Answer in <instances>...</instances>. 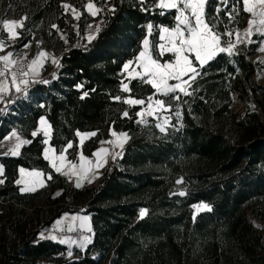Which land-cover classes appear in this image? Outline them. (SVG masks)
I'll list each match as a JSON object with an SVG mask.
<instances>
[{
    "label": "trees",
    "instance_id": "trees-1",
    "mask_svg": "<svg viewBox=\"0 0 264 264\" xmlns=\"http://www.w3.org/2000/svg\"><path fill=\"white\" fill-rule=\"evenodd\" d=\"M88 3L101 9L95 17ZM64 4L79 13L77 20ZM234 4L239 15L233 13L228 21L224 13ZM113 6L115 11H108ZM242 8L237 0H228L227 8L208 0L205 15L218 25L214 31H241L249 17ZM175 15V10L155 7V0L144 5L138 0H76L75 5L0 0V22L27 17L18 29V51L46 43L57 44L63 53L52 75L31 81L28 101L0 127V144L13 130L28 141L18 157L0 154V264H264V234L255 223H264V100L251 80L256 64L244 54H219L198 69L189 96L158 95L145 83L147 77L129 81L123 71L148 37L154 57L172 61L173 55H158V45L162 27L176 26ZM95 24L99 32L89 43L87 30ZM251 49L249 56L257 53L258 44ZM124 84L130 93L123 91ZM129 96L145 104L149 97L162 99L171 105V115L179 114L161 132L152 118L138 122L140 106L125 103ZM14 98L11 93L6 102ZM236 99L243 104L240 112L232 108ZM42 117L52 128L51 146L58 154L66 151L71 162L80 153L92 158L113 132L126 133L129 140L96 185L78 188L45 159L44 137L31 135ZM69 143L72 148H66ZM20 168L52 179L22 193L16 183ZM198 203L211 211L194 216ZM141 209L147 210L143 219ZM78 213L91 217L93 236L84 252L73 251L69 259L67 246L40 234L64 215Z\"/></svg>",
    "mask_w": 264,
    "mask_h": 264
},
{
    "label": "snow or ice",
    "instance_id": "snow-or-ice-1",
    "mask_svg": "<svg viewBox=\"0 0 264 264\" xmlns=\"http://www.w3.org/2000/svg\"><path fill=\"white\" fill-rule=\"evenodd\" d=\"M107 2V0H106ZM147 0H138V3L144 5ZM207 0H155V7L159 9H174L177 13L174 19L177 22L176 26L170 29L169 27H162L159 39L161 41H165L166 43H160L158 45V55L162 56L167 50L174 54L173 61H167L161 63L157 58H153V56L148 54V45L149 39L145 38L143 40V50L138 53V56L135 61H130L123 64L122 68L124 72H128L131 64H136V66L140 69V72L136 73L137 76H140L141 79L143 77H147L148 79L145 83L151 85L153 89H156L158 92H161L163 96H168L170 93H183L185 96L191 95V93L184 87V85H188L191 87L190 81L196 79L200 72L198 69H202L204 65L214 59L219 54H226L227 56L238 55L239 53L236 51L237 45H251L252 43H257L259 46L258 51L264 53V39H258L253 41L251 39L254 31L259 35V37H264V0H237V4H242V11L246 14H249L248 17V26L246 30L241 33L238 29H228L225 28L221 31H214L218 25L214 22H209L208 18L205 15V6ZM218 5L223 4L225 8L228 6V0H217ZM70 6L68 4H64L63 8L68 9ZM101 9H98L94 6L93 3L87 4V11L95 17L97 13ZM144 11H149V9L144 8ZM110 12L115 11V7H110L108 9ZM221 8L218 6L216 9L217 17L219 16V12ZM233 13L239 15V10L234 4L231 9L225 11L224 16L231 21L234 19ZM160 15H164L165 13L161 11ZM72 15L74 17H78V13L75 9L72 11ZM25 17H21L18 21H8L4 20L0 22V41L3 39H12L17 37L18 33L15 31L16 28H22L24 25ZM216 18L214 17L213 20ZM55 28L56 25H53ZM91 27V26H90ZM152 24L149 23L147 26L148 33L151 34ZM4 30H7V37L3 36L2 33ZM96 31L99 32V27L96 28ZM93 39L92 35L87 37L88 42L90 43ZM28 47V45H25ZM4 48V44L0 42V50ZM45 53H40L39 56H45ZM195 61L197 62L195 65L193 61L189 58L193 56ZM12 53H8L0 57V60L4 61V68L7 69L9 64H14L15 62L11 60ZM53 64H57L58 62L55 58L52 59ZM38 66V60L34 59L29 66L31 68L32 82H36L35 76L38 75L36 72V68ZM142 73V75H141ZM5 72L0 70V76H4ZM29 71H26L24 68H20L19 72L12 73V82L15 84V92L20 93L22 90L26 95L27 86L29 84ZM17 76L22 77L17 83ZM188 76V80H184L183 77ZM134 78L131 74H129V81ZM169 80H175L177 83L169 85ZM43 83L47 84L48 81H43ZM23 86V89L22 87ZM82 87V86H81ZM123 91L125 93H130V88L128 84L123 85ZM0 92L7 94V87L5 85H0ZM88 93H83L81 99L87 96ZM173 100H180L179 95H173L171 97ZM114 100H120V97H114ZM149 101L152 100V97L148 98ZM3 100V97L0 96V101ZM130 105H144L145 100L136 99L129 96L124 101ZM156 105L161 109H165L171 111V105H166L165 101L160 99L155 101ZM43 107V105H41ZM149 108H151V104H149ZM143 111L138 112V116H143ZM179 113H177L178 115ZM149 115H152V112L149 111ZM124 117L128 116V112L125 111L123 113ZM141 122V121H138ZM42 126V131L45 137L49 135L50 125L47 124V121L43 118L39 121ZM165 123L167 121L165 120ZM160 128L161 132L165 131V128L160 124L157 125ZM96 133H91V135H95ZM33 137L37 135L36 131L31 133ZM112 135H116L115 132ZM11 137H16L17 143L15 148L11 150V154H17V150L20 148L22 144L28 143L26 140H20L17 136L16 131H12L10 133ZM123 139L126 137H118L117 145L119 146ZM45 143L48 141L45 140ZM72 143L66 145V148H72ZM107 152V149H100L94 155L99 158L101 153ZM45 158H48L47 152H45ZM57 159L60 161V164H57ZM65 157L64 155H60L58 158H53L51 161V167L55 169L56 172H61L63 168V161ZM80 160L83 163L77 165L76 163H72L69 165V171L64 172L65 175H76L77 182L76 187H81L80 179L86 178L90 172L100 166V162L98 160L96 165H92L91 161L85 158L83 155L80 156ZM22 173L21 179L17 180L16 183L18 185H23L20 188L21 192H34L38 187H43L45 185V181L42 178L44 173L40 171H31L25 172L24 169L20 170ZM3 175V168L0 166V176ZM48 180L52 179V175L49 174L47 176ZM181 180H177L176 183H181ZM4 180L0 179V184H3ZM179 195H185V192L180 191ZM200 207L206 208L208 211H211L207 205L198 206V210ZM147 215L146 209H141L139 212V218L143 219ZM84 220L87 217L83 218ZM90 230V229H89ZM68 231H72V228H69ZM41 238H45L44 234H40ZM51 239L55 240V236H51ZM61 242H64L63 240ZM83 247V245H80ZM71 255V252L68 253Z\"/></svg>",
    "mask_w": 264,
    "mask_h": 264
},
{
    "label": "rangeland",
    "instance_id": "rangeland-1",
    "mask_svg": "<svg viewBox=\"0 0 264 264\" xmlns=\"http://www.w3.org/2000/svg\"><path fill=\"white\" fill-rule=\"evenodd\" d=\"M69 4L72 5V2L70 1ZM69 8H71V7H69ZM71 11H73L72 8H71ZM73 18H74V20H77L78 17L73 16ZM6 20L17 21V20H14V16H11V17L7 18ZM97 25L95 24V25H92L91 27L96 29L98 27ZM247 26H248V24H247ZM247 26L244 29H242L240 32L243 33L246 30ZM18 29H20V28L15 29V31L17 33H18ZM5 31L7 32V30H5ZM161 34H162V32L160 30V35ZM7 35H8V33H7ZM60 35H61V37H64L63 33H60ZM18 38H19V34L15 38L3 39L2 41H0L4 44V48L2 50H0V57L7 55L8 53H12L11 60L15 62L16 58L19 56V54L23 55L24 51L25 52L35 51L36 52L35 59L38 60V66L36 68V72L38 73V75L35 76V80H40V79H43L49 75H52L55 71V68L57 67V64L52 63V59L55 58L58 62L59 54L61 53V48L57 44L55 46H50V45H47L46 43H35V44L28 45V47H24L23 49L18 51L16 49V47L18 45L17 44ZM258 38H259V35L257 33H255V31H254L251 39L253 41H256V40H258ZM147 39H149L148 54L153 56V58H155L153 55L152 40L150 37H148ZM160 43H166V42L160 40ZM254 44H257V43H252L251 45H243V44L237 45L236 51L239 53L238 55L244 54V55L248 56V60H250L254 64H256L258 69H257L256 73L253 75V77L251 78V80H252V83L256 87H259L261 89L260 92L262 93V99L264 100V53L259 52L257 49L256 54L249 56L248 53L252 51L251 47ZM35 46H37V48H35ZM259 46L260 45H258V48H259ZM143 48H144V46H143ZM40 53H45L46 55L45 56H39ZM168 55L174 56L173 53L165 50L164 54L160 57L165 59L166 56H168ZM189 58L193 61L194 65L197 63L195 61L194 55L190 56ZM173 60H174V58L172 59V61ZM165 62H167V61H165ZM161 63H164V62H161ZM14 64H9L7 69L13 67ZM0 69H5L4 68V61H2V60H0ZM138 72H140V69L136 66V64H131L129 71L125 72V75L129 76V74H131L134 77V76H137L136 73H138ZM29 73H30L29 76L32 79L31 68L29 69ZM141 75H142V73H141ZM183 79L188 80V76H184ZM193 82H194V80L190 81V84L192 85ZM168 83H169V85H172V84L177 83V81L169 80ZM6 87H7V94L0 92V96L3 97V100L0 101V108H2L8 104L7 102L4 101V97H6V95H9L11 93H14L16 95L12 81H9L8 83H6ZM184 87L187 88V90L189 91L190 87L188 85H184ZM156 92L158 95H162L161 94L162 90H161V92H158L156 90ZM180 94L183 95V93H180ZM156 100H160V99L152 98L151 101H148L144 105H132V106H140L139 112L143 111V113H144L143 116L142 117L139 116V120L141 121L142 124H146L149 121V119L152 118L155 120L156 126L158 124H160L166 130L172 122V117L174 115L177 116L178 112L176 111V112H174L173 115H171L170 111L165 110V109H161L159 106H157L155 103ZM149 104H151V108H149ZM232 108L235 112H240L243 109V104L240 103L239 101H237V99H236V100H234ZM149 111L152 112V115H149ZM165 120L167 121V123H165ZM158 129L160 130L159 127H158ZM115 134H116L115 136L112 135V138L110 140L101 142L98 149L95 151V153H96L97 151H99L100 149L103 148V149H107V152L101 153V156L99 158H97L95 155H93L92 158L85 157L91 161L92 165H96L98 160H99L100 166L97 168H94V170L92 172H90L86 178H81L80 179L81 187H78V188H85L88 186L96 185L97 181L100 179L104 169L106 168V166L108 165L110 160L118 157L121 154L124 146L126 145V143L129 140V136L126 133H120V134L115 133ZM85 135H91V134H85ZM17 136H18V134H17ZM118 137H126V139L122 140V142L120 143L119 146L116 143ZM20 140H21V138H20ZM17 142L18 141H17L16 137H11L10 134L7 135L5 137V139L0 144V154L2 152H5L4 148H8L10 150L14 149ZM81 155L82 154L79 155L77 162H71L68 160V158L66 156H64L65 159L63 161V168H62V171L59 172L64 177H66V179L68 180L70 185H73V186H76V182L78 179L77 176L76 175H65L63 173L69 171V165L70 164L76 163L77 165H79V164L83 163V161L80 160ZM51 161H52V159H51ZM57 164H60L59 160H58ZM45 185H46V183H45ZM21 187H23V185H21ZM22 193H25V192H22ZM200 205H206V204L198 203V204L193 205L192 209H193L194 216H197L198 214H200L202 212L208 211L206 208H203V207H200L198 210V206H200ZM208 208H210V207L208 206ZM255 223L263 230V234H264V223H261L257 220H255ZM54 225L56 228H52L50 231L44 233V237H45L44 239H51L50 238L51 236H55L56 239L55 240L51 239V240L58 242L62 245H65L69 248L71 255L68 254L66 256L67 258H69V259L73 258V255H72L73 251L84 252L86 250V248L88 247V244L90 242V238H88V234L86 232L79 231L80 234L84 237L83 242L79 243L77 241L76 231L75 232L68 231L67 222H65L64 219L57 220ZM62 240L64 242H61ZM80 245H83V247H80ZM43 263H49L50 264V262H41V264H43Z\"/></svg>",
    "mask_w": 264,
    "mask_h": 264
},
{
    "label": "built area",
    "instance_id": "built-area-1",
    "mask_svg": "<svg viewBox=\"0 0 264 264\" xmlns=\"http://www.w3.org/2000/svg\"><path fill=\"white\" fill-rule=\"evenodd\" d=\"M72 2V5H75L76 0H67V2ZM97 34L96 29L94 28H88L87 30V36L92 35L93 37H95ZM78 45H82L84 46V44L79 41L77 43ZM56 45V44H55ZM53 45V46H55ZM35 48H37V46H35ZM35 55L36 52L32 51V52H25L23 55H20L16 58L15 64L13 67L9 68V69H0L3 70L5 72L4 76H0V85H5L6 83H8L9 81H12V73L13 72H19L20 68H24L26 71H29L30 69V65L31 62L35 59ZM63 53L61 52L59 54V58H58V63L60 62V60L62 59ZM22 77L17 76V83H19L20 79ZM29 79V84L27 86V90H26V95L24 93V91L22 90V92L17 93L15 95V98L7 105H5L4 107L0 108V127L2 126V124L6 121V120H10V118L12 117H16L18 115V109L20 107V105L26 101H28L29 98V92H30V83L32 81L31 77H27ZM13 84V82H12ZM14 89H15V84H13ZM23 89V86H21ZM77 234V241L79 243L83 242L84 237L80 234L79 231H76Z\"/></svg>",
    "mask_w": 264,
    "mask_h": 264
},
{
    "label": "crops",
    "instance_id": "crops-1",
    "mask_svg": "<svg viewBox=\"0 0 264 264\" xmlns=\"http://www.w3.org/2000/svg\"><path fill=\"white\" fill-rule=\"evenodd\" d=\"M208 1V0H207ZM206 7V6H205ZM168 10V9H167ZM172 10H174V9H172ZM209 62V61H208ZM207 62V63H208ZM127 78L129 77V76H126ZM140 77L139 76H134V78H132L131 80H133V79H139ZM4 85V84H3ZM7 96L8 95H6V97H4V101L6 102V98H7ZM43 119H45L46 121H47V124L48 125H50V123L48 122V120H47V118L46 117H42ZM40 121V120H39ZM36 132H37V135L38 134H41L43 137H44V141L45 140H47L48 142L47 143H45V149H44V154H45V152H47V154H48V158L46 159L49 163H50V165H51V159H53V158H58L60 155H64V156H66L67 157V155H66V151L65 152H63V153H61V154H58L57 152H56V150H55V148H53L52 146H51V138H52V128H51V125H50V132H49V135L47 136V137H45L44 136V134H43V131H42V126L40 125V123L38 122V127H37V130H36ZM18 134V133H17ZM36 135V136H37ZM18 136L21 138V140H26L23 136H21V135H19L18 134ZM26 144V143H25ZM25 144H22L21 146H20V148L17 150V154H15V155H13V154H11L10 152H11V150L10 149H8V148H4V151L5 152H2L1 154H7V155H11V156H13V157H18L19 155H20V153H21V150H22V148L25 146ZM95 153V152H94ZM80 154H82V153H80ZM79 154V155H80ZM83 155V154H82ZM94 155V154H93ZM84 156V155H83ZM44 157H45V155H44ZM84 157H86V156H84ZM79 158V157H78ZM88 158V157H87ZM56 162H58V159H57V161ZM0 166H2V165H0ZM2 168H3V166H2ZM21 169H24V168H20L19 169V179H21V176H22V173H21ZM25 170V172H31V171H39V170H28V169H24ZM55 170V169H54ZM3 172H4V168H3ZM40 172H42V171H40ZM43 173V172H42ZM47 176L48 175H45L44 174V176L42 177L43 179H44V181H45V183L47 184ZM66 178V177H65ZM18 179V180H19ZM20 186V188H21V185H19ZM46 186V185H45ZM45 186H43V187H45ZM43 187H39V188H37L36 189V191L37 190H39V189H41V188H43ZM25 193H31V192H25ZM84 217H87V219L86 220H84L83 218ZM62 219H64L65 220V222H67V227H68V229L69 228H72V231H70V232H75V231H83V232H86L87 234H88V238H90V242L92 241V236H93V229H92V223H91V217L90 216H88V215H84V214H80V213H78V214H66V215H64L62 218H61V220ZM53 228H56L55 227V225L53 226ZM90 229V230H89ZM90 242H89V244H90ZM88 244V245H89Z\"/></svg>",
    "mask_w": 264,
    "mask_h": 264
}]
</instances>
